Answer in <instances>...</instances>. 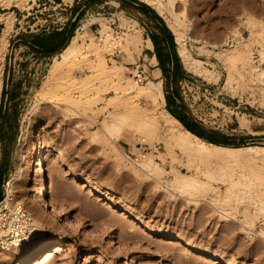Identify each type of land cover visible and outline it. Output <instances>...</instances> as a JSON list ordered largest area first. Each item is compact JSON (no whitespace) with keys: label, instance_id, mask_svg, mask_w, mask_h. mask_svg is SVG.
<instances>
[{"label":"rangeland","instance_id":"obj_1","mask_svg":"<svg viewBox=\"0 0 264 264\" xmlns=\"http://www.w3.org/2000/svg\"><path fill=\"white\" fill-rule=\"evenodd\" d=\"M62 1L66 4L72 2ZM60 2L27 0L22 6H0L1 14L13 12L1 72L4 100L1 101L0 92V164L3 147L9 152V160L3 162L0 175L3 181L1 194H4L5 181L15 170L18 136L29 131L30 135L21 149V154L27 160L31 159L36 141L46 148L51 146L42 154L46 160H52L55 153L61 156L47 165L51 176L47 200L50 199L48 201L54 203L59 211H66V218L73 224L66 245L44 264H221L195 258L194 254L202 250L221 260H230L232 264H264V238L258 235L260 229H264V216L257 214L252 203V199L256 198L251 192L254 189L245 188L243 182L240 185L244 187L239 185L242 189L239 186L232 188L234 194L221 202L220 207L212 202L216 208H221L220 213L224 214L221 216L210 207L209 202L215 197L211 191L189 196L175 189L153 188V181L145 178L141 171L139 174L133 170L126 157L139 158L140 154H151L163 169L169 170L171 159L160 140L140 142L138 134L123 130L122 135H125L126 140L117 143L123 154L121 167L110 147L91 140V132L99 125L103 113L92 116L89 112L87 117L90 119L88 117L89 120H86L76 112L65 110L59 102L44 101L43 90L40 89L47 80L53 57H43L31 44L35 37L49 36L54 28L66 21L70 10L61 11L59 8H63V5L57 6ZM175 8L190 54L202 59L205 67L219 73V80L216 83L208 82L186 71L177 55L179 68L173 81L170 83V80L161 77L164 97L174 98L177 107L185 112L190 123L210 137L237 146H264V108L258 104L257 90L254 89L252 94L248 86H254L250 83L247 85L246 79L244 88L236 90L234 95L224 89L226 72L214 55L215 51L229 48L234 38L240 41L248 36L245 23L248 20L253 22L257 32L262 31L264 34V0H179ZM99 23L109 25L107 19H99ZM122 23L127 24L125 20ZM98 24L95 25L96 30ZM2 27L0 23V32ZM113 31L119 29L113 28ZM94 33L95 29L89 31L86 38ZM117 35L120 37L121 34ZM46 41L51 43L58 39L54 37ZM259 42L260 37L251 46L250 55L254 65L264 68V61H259L256 51L261 49ZM103 53L107 59L112 57L115 62L123 61L122 48L115 50L113 55ZM108 62L112 64L111 60ZM128 68L124 74L131 78L133 67ZM147 79L157 80L153 75L148 76V73ZM109 95L111 92L103 97ZM141 99L136 101L139 107L144 108V111L152 110L151 104ZM105 100L98 102L97 106H104ZM240 119L247 120L246 127L241 125ZM174 152L180 162L173 163V166L186 173L183 166L185 157L176 149ZM233 168L237 177L239 168ZM74 176L79 178L78 182L72 180ZM164 178L162 181L166 185L171 177ZM83 181L94 184L105 195L89 193L88 188L81 187ZM224 183L221 180L210 181V185L220 192L225 189ZM37 185L36 180H32L30 189L22 195L18 194L15 201L30 210L33 207L32 196L39 187ZM22 187V183L15 185L16 190ZM247 189L248 194L241 195ZM227 211L232 215L234 213L237 219H243L242 212L246 211L248 219L254 221L252 228H243L230 221L233 216ZM226 217L229 222L220 221ZM54 226L47 228V235L40 236L35 243L47 237L60 238L65 234L58 223ZM150 230L165 232L170 237H158ZM4 254H0V264L16 263L13 255Z\"/></svg>","mask_w":264,"mask_h":264},{"label":"bare ground","instance_id":"obj_2","mask_svg":"<svg viewBox=\"0 0 264 264\" xmlns=\"http://www.w3.org/2000/svg\"><path fill=\"white\" fill-rule=\"evenodd\" d=\"M24 1L26 2L27 0H0V6L7 7L10 4L22 6ZM31 1L35 2V0ZM139 1L150 6L164 19L168 29L173 34L176 53L183 68L208 82H218L219 73L214 69L205 67L204 61L193 57L186 47L185 33L182 29L181 20L175 11L176 3L179 0ZM112 3L117 5L114 2ZM181 13L185 14L184 11H181ZM181 13L179 12V14ZM12 15V11L4 14L0 13V23L3 25L0 32V92L2 89V58L7 46V35L8 30L11 28ZM98 20L97 17H94L90 21H87V23H84L81 28L82 31L74 34L58 55L52 58V63L47 71V80H45L44 86L40 89L43 90L41 92L44 94V101L47 103L59 102L64 106L65 110L72 113L76 112L86 120L89 117H87V113L89 112L92 116L100 112L103 113L99 125L91 132V140L110 147L119 165L122 163L123 154L116 141L121 138L123 130L138 134L140 142H148L151 139L160 140V143L164 145L167 155L171 159L169 170L163 169L151 154H140L139 158L126 157L132 165L131 168L133 170L141 171L145 175V178L148 177L153 181L155 184H153L155 186L153 188L159 187L164 190L175 189L178 193L179 191L180 193L184 192L189 196L211 191L215 194V197L211 199L209 204L218 214V212L222 211L221 208L218 209L215 205L219 204L217 207H220L221 202L234 194L232 188H237L240 183L244 182L246 184L245 188L251 187L252 190L254 189L251 192L255 194L254 197L256 198L252 199V196L250 198L253 200L252 203L257 214L259 213L261 216H264V146L214 144L187 130L165 107V97L159 69H156L157 80L155 81L146 79L145 82L138 83L126 76V73L124 74L125 69H129L125 64H133L135 61L133 57L134 53H140L142 38L138 31L124 34L126 37L123 35L115 39L112 34L113 29L109 25L99 23L97 31L100 38L95 37L93 34H90V37L86 38L89 33L87 29L88 25L98 23ZM122 22L120 23L122 24ZM245 23L248 36L240 41L234 38V43L230 44L229 48L215 51L214 55L221 62L226 72L224 89L234 95L236 90L244 88L245 84L243 82L246 79L247 85L250 83L251 86H256L255 88L248 86V88L252 94L255 91L254 89L257 90L258 104L261 108H264V68H261L260 65H254L250 55L251 46L260 37L261 42L259 43L261 44V49L256 51L259 61L263 63L264 34H262V31L257 32L255 30L253 22L251 23L248 20ZM146 46L149 49L153 47L149 39L146 40ZM120 48L123 49V61L115 62L112 57L107 59L103 53L113 55L115 50ZM108 60L112 61L111 65ZM152 61L155 62L154 59ZM210 64L213 65L212 63ZM110 92L111 95L106 98L103 97V95ZM37 93L40 92L37 91ZM42 93L39 95H42ZM141 98L151 104L152 110L147 111L146 109L144 111V108L139 107L136 101ZM53 99H57V101ZM103 99H106L105 105L98 107L97 103ZM253 100L255 101V99ZM241 120V125L246 127L245 121L247 120ZM29 135V131H25L18 136L15 151L17 162L14 172L5 181L3 200L7 203H20L19 201H15V197L28 191L32 180L35 179L39 187L31 199L34 208H31L30 205L31 209L27 211L36 231L18 245L11 246L4 242V231L0 228V254L7 253L6 255H13L16 261L15 264H44L53 258L62 249V246L66 245L67 236L73 230V224L66 218V211H59L54 203L48 201L50 199L47 200L51 185V176L47 165L50 161L57 160L61 156L55 153L52 156V160H46L42 154L44 151L51 149V146H47L46 148L39 141H36L32 147L31 159L27 160L21 154V149ZM175 149L185 157L186 161L183 166L186 169V173L179 171L173 166V163L180 162L174 152ZM158 157L163 161L160 155ZM120 166L122 167V165ZM235 166L239 168L237 169L239 170L237 177V172L234 173L235 169L233 168ZM166 176L171 178H168L169 181L165 185L163 183L166 180L164 178ZM235 177L238 179H235ZM148 178L147 180L149 181ZM163 178L164 181H162ZM72 180L78 182L79 178L74 176ZM212 180L225 182L224 191L220 192L218 188L210 185V181ZM18 183H22L23 185L21 190L15 189V185ZM81 184V187L89 189V193L96 194L97 196L105 195L104 192L92 183L83 181ZM241 187L244 186L242 185ZM249 189L244 192L242 191L241 195L248 194ZM212 202L215 205H212ZM227 213L229 214L228 211ZM242 213L243 219L234 218V213L232 215L230 212L231 217L233 216L231 219L226 217L220 221L229 222V219L243 228H252L254 221L248 219L246 211ZM220 214H222L221 216L224 215L223 213ZM47 217L49 218L47 219L49 222L47 221L46 223ZM262 220L264 221V217ZM55 223L61 226V231L65 234L60 238H44L42 242L40 241L36 244L35 241L40 236L45 237L47 235V228L49 229L54 226ZM261 229L258 235L264 238V229ZM241 230L247 233V231ZM150 231L158 237H170L165 232ZM194 255L198 259L203 258L215 263L232 264L230 260H221L218 256L204 250L196 252Z\"/></svg>","mask_w":264,"mask_h":264},{"label":"crops","instance_id":"obj_3","mask_svg":"<svg viewBox=\"0 0 264 264\" xmlns=\"http://www.w3.org/2000/svg\"><path fill=\"white\" fill-rule=\"evenodd\" d=\"M62 2L61 0L57 6L63 5V8H59L61 11L70 10L68 17L64 23H60L59 27L54 28L49 36L56 38L54 34H58L61 29H64V35L67 37L65 44H67L69 36H73L76 29L82 28V25L90 21L91 17L107 19L109 24L113 23L114 29H124V31L121 30V32L125 35L135 31H138L141 35L142 43L140 53H134L133 57L135 60L134 62H137L136 64L142 65L143 68H145L144 70H146L148 76L153 75L156 78V69H159L162 78L170 80V83L173 81L179 68L178 57L176 58L174 55V52L176 53V45L171 31L156 11H154L155 14L163 20L164 24L147 8L133 2V0H72V2H68V4ZM112 2L117 5H114ZM149 8L151 7L149 6ZM121 18H123L127 24H121ZM133 23L136 25L133 26ZM96 24L98 23L89 24L87 27L88 31L96 30ZM42 37L45 39L47 36L40 35V42H42ZM147 39L150 40L153 46L151 49L146 46ZM38 45L42 46L41 44ZM32 48L38 51L40 55L47 58L54 57L62 50L56 47L57 49L51 52L50 47L47 46H42V48L32 46ZM153 59L155 62L152 61ZM130 65L131 64H125L126 67ZM176 103L177 102L174 101V105H176ZM177 109L182 116L186 117L185 112L180 111L179 107H177ZM122 140H126L125 135H122L121 138L116 141V144Z\"/></svg>","mask_w":264,"mask_h":264},{"label":"built area","instance_id":"obj_4","mask_svg":"<svg viewBox=\"0 0 264 264\" xmlns=\"http://www.w3.org/2000/svg\"><path fill=\"white\" fill-rule=\"evenodd\" d=\"M109 26L113 29V23H110ZM121 30L124 31V29L113 31L115 39L119 37L117 34H121L120 36L124 35ZM81 31V28H77L74 34ZM94 34L95 37L100 38L97 30H95ZM130 66L133 67L131 78L135 82L140 83L147 79V73L142 65L131 64ZM3 198L0 201V228L4 231V242L11 246H16L30 234H34L36 229L32 224L29 212L22 204L18 202L7 203Z\"/></svg>","mask_w":264,"mask_h":264},{"label":"trees","instance_id":"obj_5","mask_svg":"<svg viewBox=\"0 0 264 264\" xmlns=\"http://www.w3.org/2000/svg\"><path fill=\"white\" fill-rule=\"evenodd\" d=\"M133 2H136V3L140 4L142 7L147 8L150 12H152L164 24L163 20L160 17H158L155 14L154 10H152L151 8H149V6L145 5L142 2H139L137 0H133ZM54 36H56V39H58V41H56V42L55 41H52L51 43L50 42H47L46 40L48 38H54L52 36H47V37H45V39H44V37H42L41 38L42 42H40L39 36L38 37H35L33 43L31 44V46H36L37 48H40V47L42 48V46H44V47L47 46V47H50L51 52H54L57 48L63 49L65 47V45H66L65 42H66V38H67L64 35V29H61V31L58 34H54ZM71 36L72 35L69 36V39L71 38ZM38 44H41L42 46H39ZM174 55L177 58V55H176L175 52H174ZM3 100H4V87H3L2 91H1V101H3ZM165 100H166V109L168 110V112L173 117H175L187 130H189L190 132H192L196 136H198V137H200V138H202V139H204L206 141H209L211 143H214V144H223V145H232V143H229L226 140L216 139V138L210 137L209 135H206L205 133H203L202 131H200L199 129H197L195 127V125H193L192 123H190V121H189V119L187 117L182 116L178 112L177 105H174V101H175L174 98L165 96ZM0 116H1V109H0ZM0 135H1V131H0ZM0 143H2L1 136H0ZM8 160H9V152L6 151L5 148L3 147V155H2L1 164H0V175H1V171L3 169V162H6L7 163ZM2 186H3V181L0 178V187H2ZM3 195L1 194V191H0V201L3 198Z\"/></svg>","mask_w":264,"mask_h":264}]
</instances>
